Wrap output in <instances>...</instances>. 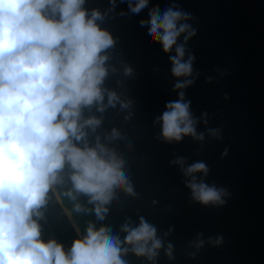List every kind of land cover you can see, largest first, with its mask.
I'll use <instances>...</instances> for the list:
<instances>
[{
  "label": "water",
  "instance_id": "obj_1",
  "mask_svg": "<svg viewBox=\"0 0 264 264\" xmlns=\"http://www.w3.org/2000/svg\"><path fill=\"white\" fill-rule=\"evenodd\" d=\"M84 7L104 15L97 23L116 41L107 50L109 74L103 87L128 104L121 108L117 103L103 113L95 107L85 109V117L102 120L95 133L87 130V139L95 146L99 136L101 144L123 159L135 196L117 189L105 219L99 220L88 196L74 193L73 201L63 195L72 189L66 167L64 183L56 191L82 237L91 222L123 241L125 223L135 228L143 217L156 227L164 248L169 243L174 247V259L169 260L162 248L154 264H264V0H149L138 15L129 10L128 0H116L114 9L110 0H86ZM150 8L161 16L168 8L187 13L189 19L183 22L197 30L186 45L184 59L194 54L196 61L195 83L185 90V100L191 101L196 132L203 134V141L185 137L168 144L161 138L159 118L166 103L178 95L168 55L160 45L148 43V26L139 23L149 18ZM125 67L132 69L131 75L124 74ZM206 78L212 82L206 83ZM113 128L120 137L109 141ZM210 129L219 130L220 138L211 136ZM225 149L228 155L221 159ZM181 159L182 165L173 163ZM198 161L207 164L209 173L194 174L197 182L226 189L225 206L204 207L192 201L185 186L192 177L183 170ZM75 204L88 211H75ZM45 210L58 219L52 205ZM198 237L204 242L199 251ZM217 237L223 238L219 246L214 244ZM121 258L126 264H152L130 248Z\"/></svg>",
  "mask_w": 264,
  "mask_h": 264
},
{
  "label": "clouds",
  "instance_id": "obj_2",
  "mask_svg": "<svg viewBox=\"0 0 264 264\" xmlns=\"http://www.w3.org/2000/svg\"><path fill=\"white\" fill-rule=\"evenodd\" d=\"M85 2L0 0V264H126L121 257L129 248L137 258H146L152 264L162 248L169 260L174 259L173 245L164 248L156 227L143 217L138 227L125 223L121 228L123 241L107 234L108 228L96 229L91 222L86 234L74 239L67 251L55 239L45 242L41 238V210L52 197L62 203L56 186L64 183L66 167L72 189L63 195L73 201L77 198L74 193L88 196L99 220L105 219L107 205L117 189L135 196L123 171V159L101 144L99 136L95 146H90L87 139V130L95 133L102 120L94 115L85 117V109L95 107L103 113L117 103L121 108L128 104L115 91L103 87L109 74L107 50L116 41L97 23L104 15L98 9L89 12ZM110 4L114 9L116 0H110ZM148 5L149 0H137L135 4L128 0L129 10L136 15ZM148 17L139 23L148 26V43L160 45L168 55L171 75L176 79L173 90L178 95L177 100L166 103L159 118L161 138L168 144L180 143L185 137L203 141V134L196 132L198 121L190 111L191 101L185 100V90L195 83L196 61L194 54L184 59L186 45L197 36V30L183 22L189 19L187 13L173 8L162 16L150 8ZM173 49L175 55H171ZM124 74L131 75L132 69L125 67ZM211 82L206 78V83ZM223 98L227 101L230 97L225 94ZM202 117L207 123V113ZM218 132L209 130L217 139ZM119 137V131L113 128L107 139ZM227 155L225 149L221 159ZM173 163L182 165L183 160ZM183 172L192 177L185 186L193 202L204 207L226 205V189L197 182L194 174L206 177L209 173L205 162L198 161ZM75 211L88 210L75 204ZM222 243V237L214 241L215 246ZM203 245L198 237L197 251Z\"/></svg>",
  "mask_w": 264,
  "mask_h": 264
},
{
  "label": "trees",
  "instance_id": "obj_3",
  "mask_svg": "<svg viewBox=\"0 0 264 264\" xmlns=\"http://www.w3.org/2000/svg\"><path fill=\"white\" fill-rule=\"evenodd\" d=\"M51 196V193H50ZM54 208V206H53ZM44 215L49 218L52 219V214H50L47 210L42 209L41 210ZM57 232L58 235L60 236V238L67 244L68 248H70L71 243L74 239H77V234L75 233V231L73 230L72 226L70 225L69 220H67L66 218H58L57 220ZM40 224L42 226V236H44L45 232H46V228L43 225V223L40 221Z\"/></svg>",
  "mask_w": 264,
  "mask_h": 264
},
{
  "label": "built area",
  "instance_id": "obj_4",
  "mask_svg": "<svg viewBox=\"0 0 264 264\" xmlns=\"http://www.w3.org/2000/svg\"><path fill=\"white\" fill-rule=\"evenodd\" d=\"M41 222L43 223V225L46 228V232H45L44 236H42L41 238L45 242H47L50 239H55L58 243H62L64 245L65 250L67 251L69 249L67 244L58 235L57 221L54 218L49 219L44 215V219L41 220Z\"/></svg>",
  "mask_w": 264,
  "mask_h": 264
},
{
  "label": "rangeland",
  "instance_id": "obj_5",
  "mask_svg": "<svg viewBox=\"0 0 264 264\" xmlns=\"http://www.w3.org/2000/svg\"><path fill=\"white\" fill-rule=\"evenodd\" d=\"M49 204L54 206V210L56 211V213L58 214V218H66L67 220H69L70 225L72 226L73 230L75 231V233L77 234V238H81L80 235H78V231L76 229V227L74 226L72 220L70 219L69 216H67L65 214V208L62 204H58L56 203V199L55 197H52L49 201Z\"/></svg>",
  "mask_w": 264,
  "mask_h": 264
},
{
  "label": "bare ground",
  "instance_id": "obj_6",
  "mask_svg": "<svg viewBox=\"0 0 264 264\" xmlns=\"http://www.w3.org/2000/svg\"><path fill=\"white\" fill-rule=\"evenodd\" d=\"M57 192V191H56ZM58 193V192H57ZM61 200V199H60ZM61 202H62V200H61ZM63 206H64V208H65V214L67 215V216H69L70 217V219L72 220V218H71V215H70V213L68 212V210H67V208L65 207V205L63 204V202L61 203ZM72 222H73V220H72ZM73 224H74V226L76 227V229L78 230V233H79V235H80V237L82 238V235H81V232H80V230H79V228H78V226L73 222Z\"/></svg>",
  "mask_w": 264,
  "mask_h": 264
}]
</instances>
